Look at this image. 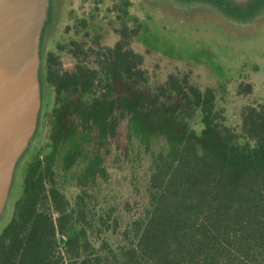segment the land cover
Returning a JSON list of instances; mask_svg holds the SVG:
<instances>
[{"label": "trees", "instance_id": "trees-1", "mask_svg": "<svg viewBox=\"0 0 264 264\" xmlns=\"http://www.w3.org/2000/svg\"><path fill=\"white\" fill-rule=\"evenodd\" d=\"M127 6L114 4L120 42L101 46L96 33L86 52L81 33L71 68L54 49L45 56L43 141L0 230V264H264V102L240 104L230 118L218 106L226 81L201 89L188 74L156 80L130 47ZM250 92L240 81L236 95ZM118 112L127 145L146 161L142 190L98 202L101 146ZM63 178L77 190L72 199Z\"/></svg>", "mask_w": 264, "mask_h": 264}, {"label": "rangeland", "instance_id": "rangeland-1", "mask_svg": "<svg viewBox=\"0 0 264 264\" xmlns=\"http://www.w3.org/2000/svg\"><path fill=\"white\" fill-rule=\"evenodd\" d=\"M97 1V9L94 10ZM120 1L128 3L129 28H137L138 22L148 25V40L140 37L146 34L142 27L135 41L131 40L130 47L145 54V65L156 80L163 81L169 73L188 74L191 82L201 89L217 87L218 80L226 81L228 93L224 101L218 99V106L224 107L230 118L233 109L237 110L240 104L264 102V0L243 14L223 9L214 0H58L53 23H48L42 32V53L55 50L59 39L72 35L71 31L65 32L66 27L91 12L98 16L96 32L102 35L99 43L101 46L113 45L115 35L112 28L120 26L115 21L113 7ZM93 37L90 36L91 39ZM139 37L140 44L137 42ZM63 64L70 66V59L63 60ZM243 79L253 89L249 94L238 97L236 88ZM116 119L114 135L108 136L101 146L104 174L96 198L98 202L104 198L112 202L127 198L131 201L137 197L135 187L142 190L140 181L145 175L146 161L134 155L133 145H127V115L118 112ZM36 143L37 135L19 159L9 197L0 216V230L12 217L13 202L21 191L23 165ZM52 149L49 144L41 152L42 163L46 157L53 156ZM54 168L61 177L57 162ZM61 184L66 196L72 199L77 190L71 180L63 178ZM131 206L135 208L133 203Z\"/></svg>", "mask_w": 264, "mask_h": 264}, {"label": "water", "instance_id": "water-1", "mask_svg": "<svg viewBox=\"0 0 264 264\" xmlns=\"http://www.w3.org/2000/svg\"><path fill=\"white\" fill-rule=\"evenodd\" d=\"M214 1L243 14L260 0ZM57 4L58 0H0V216L19 159L36 135V144L42 139L47 53H42L41 40L45 26L53 23Z\"/></svg>", "mask_w": 264, "mask_h": 264}, {"label": "flooded vegetation", "instance_id": "flooded-vegetation-1", "mask_svg": "<svg viewBox=\"0 0 264 264\" xmlns=\"http://www.w3.org/2000/svg\"><path fill=\"white\" fill-rule=\"evenodd\" d=\"M98 3L99 2L97 1L96 4L94 5L95 6L94 10L97 9ZM127 8H128V6H127ZM113 9H114V7H113ZM125 18H126L125 21H126V25H127V19H128L127 18V9H126ZM78 20L75 21L74 24L69 25V26L66 27L65 32L66 31H71L72 35L70 37H68L67 39H65V37H63L61 40L59 39L58 43L56 44L55 51L53 53V56L55 58L59 57L60 60L58 59V61L60 62L61 66L63 68H71L73 66L74 59L71 58L72 54H70V53H71L72 49H74L75 46L78 44V42L80 40V34L81 33L85 34V37H84L83 40H84V44H85L84 48H85L86 52L90 51V49L92 48L90 46V44H91V42L94 41V39H91L90 36L92 35V36H94L93 38H97V37H95V34L97 33L96 32V28L98 27V24H99V21H97L98 20V16L93 15V13L91 12L86 17H82L81 20H79V21ZM115 21L120 26L112 28V31L114 32V35H115L114 44L121 41L120 29H121V25H122L120 19L115 18ZM138 23H137V25H138ZM141 24L144 25V23H141ZM117 30H119V31L116 32ZM130 30H131L130 37H131L132 40L134 39V41H135V38H136V35H137L136 34V28H132L131 27ZM101 36L102 35H100V37ZM100 37H98V39H96V41L100 42ZM143 37H144V35H143ZM145 39H147V38H145ZM67 59L68 60L70 59V63H71L70 66H68V65L65 66L63 64V60H67ZM241 81L245 82L244 79L241 80ZM217 82H219V81H217ZM248 85H249V87L251 88V91H252V89H253L252 85L249 84V83H248Z\"/></svg>", "mask_w": 264, "mask_h": 264}]
</instances>
